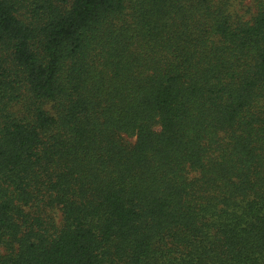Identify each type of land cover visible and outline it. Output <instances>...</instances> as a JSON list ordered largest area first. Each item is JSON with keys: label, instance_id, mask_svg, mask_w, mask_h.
Wrapping results in <instances>:
<instances>
[{"label": "trees", "instance_id": "1", "mask_svg": "<svg viewBox=\"0 0 264 264\" xmlns=\"http://www.w3.org/2000/svg\"><path fill=\"white\" fill-rule=\"evenodd\" d=\"M0 0V264H264V0Z\"/></svg>", "mask_w": 264, "mask_h": 264}, {"label": "rangeland", "instance_id": "2", "mask_svg": "<svg viewBox=\"0 0 264 264\" xmlns=\"http://www.w3.org/2000/svg\"><path fill=\"white\" fill-rule=\"evenodd\" d=\"M234 8L240 13L244 14L246 19H249L253 13L251 0H238L234 4Z\"/></svg>", "mask_w": 264, "mask_h": 264}]
</instances>
